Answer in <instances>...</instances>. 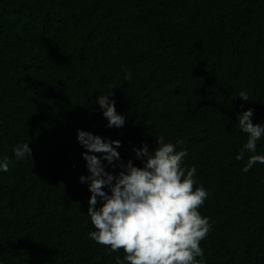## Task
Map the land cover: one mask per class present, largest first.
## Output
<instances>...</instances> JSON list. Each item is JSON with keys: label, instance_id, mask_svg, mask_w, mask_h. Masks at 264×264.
Returning a JSON list of instances; mask_svg holds the SVG:
<instances>
[{"label": "trees", "instance_id": "obj_1", "mask_svg": "<svg viewBox=\"0 0 264 264\" xmlns=\"http://www.w3.org/2000/svg\"><path fill=\"white\" fill-rule=\"evenodd\" d=\"M111 90L121 128L106 127L96 102ZM249 108L264 124V0H0V161H11L0 171V264L124 259L88 238L78 129L120 140L137 167L133 148L183 140L193 190L210 192L198 209L212 224L204 264H264V164L242 170L264 155V137L236 159L248 138L237 114ZM21 143L31 156L17 160Z\"/></svg>", "mask_w": 264, "mask_h": 264}, {"label": "clouds", "instance_id": "obj_2", "mask_svg": "<svg viewBox=\"0 0 264 264\" xmlns=\"http://www.w3.org/2000/svg\"><path fill=\"white\" fill-rule=\"evenodd\" d=\"M131 78V72H126L125 79ZM112 95V90L98 95L96 102L107 120L106 127L121 128L126 118L117 113ZM238 98L249 101L246 91L239 92ZM253 116L251 108L237 114L239 128L248 135L237 160L244 158L245 151L255 153L257 141L264 137V124H253ZM77 140L85 149L82 158L89 175L80 176V182L87 183L91 193L88 215L96 229L88 233L89 239L110 246L109 254L123 249L124 259L117 257V264H204L200 242L212 224L198 209L210 192L203 185L193 190L197 169L184 164L186 149L176 151L183 140L173 144L160 135L152 150L147 144L133 148L142 167L135 166L131 159L126 163L122 160L117 150L122 147L120 140L79 129ZM31 151L29 143L13 148L17 160L31 156ZM10 163L5 156L0 171H10ZM257 163L264 164V155L249 156L242 170L248 172ZM109 166L113 171H106Z\"/></svg>", "mask_w": 264, "mask_h": 264}]
</instances>
